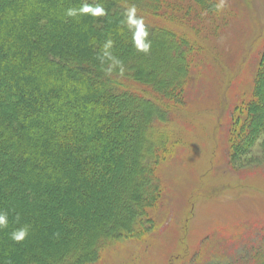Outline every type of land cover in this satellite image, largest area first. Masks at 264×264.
Returning a JSON list of instances; mask_svg holds the SVG:
<instances>
[{
	"label": "trees",
	"instance_id": "1",
	"mask_svg": "<svg viewBox=\"0 0 264 264\" xmlns=\"http://www.w3.org/2000/svg\"><path fill=\"white\" fill-rule=\"evenodd\" d=\"M164 1L0 0V264H92L144 228L189 67L145 19ZM230 135L264 149V52Z\"/></svg>",
	"mask_w": 264,
	"mask_h": 264
},
{
	"label": "rangeland",
	"instance_id": "2",
	"mask_svg": "<svg viewBox=\"0 0 264 264\" xmlns=\"http://www.w3.org/2000/svg\"><path fill=\"white\" fill-rule=\"evenodd\" d=\"M145 19L189 46L186 83L152 135L161 190L145 229L92 264H264L263 138L242 152L230 135L264 52V0H165Z\"/></svg>",
	"mask_w": 264,
	"mask_h": 264
}]
</instances>
